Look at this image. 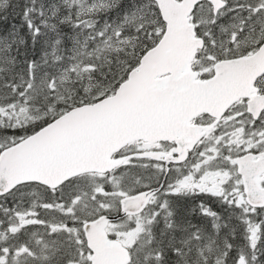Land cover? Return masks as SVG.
Instances as JSON below:
<instances>
[{"label": "snow or ice", "instance_id": "obj_1", "mask_svg": "<svg viewBox=\"0 0 264 264\" xmlns=\"http://www.w3.org/2000/svg\"><path fill=\"white\" fill-rule=\"evenodd\" d=\"M0 264H264V0H0Z\"/></svg>", "mask_w": 264, "mask_h": 264}]
</instances>
